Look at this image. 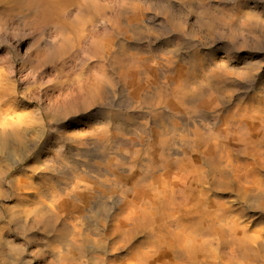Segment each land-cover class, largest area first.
Returning <instances> with one entry per match:
<instances>
[{"label": "rangeland", "instance_id": "374dc122", "mask_svg": "<svg viewBox=\"0 0 264 264\" xmlns=\"http://www.w3.org/2000/svg\"><path fill=\"white\" fill-rule=\"evenodd\" d=\"M13 1L0 4V172L12 164L14 180L0 199V264H55L49 242L59 236L43 210L50 192L75 184L93 187L83 232L126 238L99 256L131 263L143 244L157 264L176 172L198 196L206 184L191 178H209L216 158L230 167L222 133L239 146L264 136V0H62L56 17L41 1ZM69 26L88 38L55 45ZM254 158L264 162V152Z\"/></svg>", "mask_w": 264, "mask_h": 264}, {"label": "bare ground", "instance_id": "6f19581e", "mask_svg": "<svg viewBox=\"0 0 264 264\" xmlns=\"http://www.w3.org/2000/svg\"><path fill=\"white\" fill-rule=\"evenodd\" d=\"M33 1L51 5V9H54L51 14L54 17L58 15V6L62 2V0ZM0 4H6V8L16 5L13 0H0ZM23 4L26 5V2L23 1ZM67 28L71 33L68 31V35L64 37L56 36L53 41L55 45H60L66 39L72 42L76 41V37L81 40L88 38L83 28L70 26ZM257 109L264 115V107ZM227 126L228 124L225 127ZM259 138L258 142L249 141L239 146V143L233 142L222 133L218 141L228 148L227 151L232 150L228 155L230 161L228 163L230 167L232 164L234 166L232 165L230 169L227 163L221 165V158H216L211 164L213 168L210 170L209 178L205 176V172L202 176L198 174L194 179L191 178L192 184L197 185V188L206 184L197 190L198 196L190 195L189 188L181 186L182 179L185 185L189 179L179 171L176 172L172 216L166 231L157 236L154 248V253L160 255L157 264H264V175H260L264 173V162H257L254 158V155L264 152V136ZM206 149L212 153L211 145H207ZM11 153L10 147L7 154L10 156ZM241 154L246 159H251L255 166L247 169L246 164L238 165L233 155ZM12 173V164H8L5 170L0 172V199L8 198L13 193ZM80 187L81 185L75 184L60 193L50 192V204L45 205L46 209L43 210L45 226L52 236H59L58 240L49 242V246L53 245L51 249L55 254V264H155L148 259L152 249L145 250L147 247L144 248L143 244H140L142 251L133 254L131 263L127 261L115 263L110 260L107 262L106 257L97 254L105 253L110 245L111 247L116 245L118 248L124 246L126 238L124 235L115 238L114 230L106 231L99 240L98 235L95 239H90L83 232L80 223L84 210L83 203L92 197L93 187ZM212 189L226 192L233 201L228 198L229 201L225 202L213 197ZM97 190L104 192L103 189ZM20 201L25 199L19 200L16 207L6 209V214L2 215L6 223L11 224L15 221L14 209H24L25 206ZM3 209L0 206V210ZM253 213L259 215L254 217L251 215ZM64 217L69 221L64 225L65 228L64 226L59 228L56 220L61 222ZM17 222L21 224L23 219L19 218ZM82 247L86 248L90 255L86 263L79 261ZM165 257L169 259L165 260Z\"/></svg>", "mask_w": 264, "mask_h": 264}]
</instances>
